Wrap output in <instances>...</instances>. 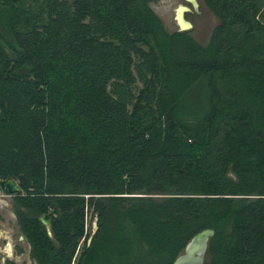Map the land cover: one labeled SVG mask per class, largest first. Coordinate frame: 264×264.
<instances>
[{
	"label": "trees",
	"instance_id": "obj_1",
	"mask_svg": "<svg viewBox=\"0 0 264 264\" xmlns=\"http://www.w3.org/2000/svg\"><path fill=\"white\" fill-rule=\"evenodd\" d=\"M152 1L0 0V181L35 264H128L122 236L172 264L204 229L203 264H264V0H202L206 45Z\"/></svg>",
	"mask_w": 264,
	"mask_h": 264
},
{
	"label": "rangeland",
	"instance_id": "obj_2",
	"mask_svg": "<svg viewBox=\"0 0 264 264\" xmlns=\"http://www.w3.org/2000/svg\"><path fill=\"white\" fill-rule=\"evenodd\" d=\"M198 7L196 14L192 12L190 4L185 0H154L150 2L151 9L161 19L164 28L167 31H178V25L176 23V10L180 5L187 6L189 11L184 13V19L191 23V28L186 30L189 36L202 45H206L211 37L213 29L218 24L216 16L210 11L202 2V0H196ZM2 191L0 189V262L3 260H17L16 264H32L30 259H25L23 252H17V232L18 228L15 222V205L11 197H1ZM92 218L88 220L87 226L89 232L91 230ZM122 244L123 250L127 244L126 252H128L127 260L128 264H160L155 257L152 260L146 250L138 248L137 245L127 243L126 238L119 240ZM102 256V255H101ZM106 261V262H105ZM134 261V262H132ZM107 263L105 256L100 260V263Z\"/></svg>",
	"mask_w": 264,
	"mask_h": 264
},
{
	"label": "water",
	"instance_id": "obj_3",
	"mask_svg": "<svg viewBox=\"0 0 264 264\" xmlns=\"http://www.w3.org/2000/svg\"><path fill=\"white\" fill-rule=\"evenodd\" d=\"M191 6L196 10L198 2L196 0H187ZM189 11V8L184 5H180L176 10V23L178 25V31H186L191 28V23L184 19V13ZM0 189L5 192V196L13 197L21 193V189L18 184L12 180L0 181ZM49 215L44 214L40 221L46 225L49 229ZM97 231V217L94 216L92 220L91 230L87 240V245L90 244L93 235ZM215 234L213 229H204L196 233L185 245L183 251L175 258L172 264H203L205 261L208 242ZM22 238V236H20ZM3 264V263H0Z\"/></svg>",
	"mask_w": 264,
	"mask_h": 264
},
{
	"label": "flooded vegetation",
	"instance_id": "obj_4",
	"mask_svg": "<svg viewBox=\"0 0 264 264\" xmlns=\"http://www.w3.org/2000/svg\"><path fill=\"white\" fill-rule=\"evenodd\" d=\"M185 1H187V0H185ZM188 2V1H187ZM189 4H190V2H188ZM190 6H191V4H190ZM191 8H192V12L193 13H195L196 14V10L191 6ZM2 191V190H1ZM1 197H3V198H6L7 196H5V192L4 191H2V195H1ZM12 199H13V201H14V196L13 197H11ZM14 205H15V203H14ZM46 214V213H45ZM44 214H40V215H38L37 216V219H38V221L40 222V224L44 227V228H46L47 229V227H46V225H44V224H42L41 223V221H40V218L43 216ZM49 225L51 224V220H50V217H49ZM15 222H16V226H17V228H18V232H17V245H16V250H17V252H19V253H21V252H23L24 253V255H25V259L27 258V259H30L33 263H34V261L31 259V257H30V254H29V245H28V241H27V239H26V236L24 235V233L22 232V230H21V226H20V224H19V220H18V217L16 216V214H15ZM20 236H22V238L20 237ZM9 262H13V263H17V260H15V261H11V260H3L2 262H0V263H3V264H9ZM32 263V264H33Z\"/></svg>",
	"mask_w": 264,
	"mask_h": 264
},
{
	"label": "built area",
	"instance_id": "obj_5",
	"mask_svg": "<svg viewBox=\"0 0 264 264\" xmlns=\"http://www.w3.org/2000/svg\"><path fill=\"white\" fill-rule=\"evenodd\" d=\"M86 228H87L86 230L89 232L88 226H86ZM82 240H83V239H82ZM82 240L80 241V244H81Z\"/></svg>",
	"mask_w": 264,
	"mask_h": 264
},
{
	"label": "crops",
	"instance_id": "obj_6",
	"mask_svg": "<svg viewBox=\"0 0 264 264\" xmlns=\"http://www.w3.org/2000/svg\"><path fill=\"white\" fill-rule=\"evenodd\" d=\"M33 263V262H32ZM33 264H35V263H33Z\"/></svg>",
	"mask_w": 264,
	"mask_h": 264
}]
</instances>
